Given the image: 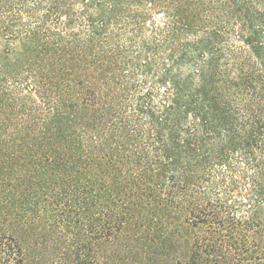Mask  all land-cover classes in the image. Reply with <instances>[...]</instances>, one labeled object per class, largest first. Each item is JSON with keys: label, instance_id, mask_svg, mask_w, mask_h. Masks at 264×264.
Wrapping results in <instances>:
<instances>
[{"label": "trees", "instance_id": "16d2710c", "mask_svg": "<svg viewBox=\"0 0 264 264\" xmlns=\"http://www.w3.org/2000/svg\"><path fill=\"white\" fill-rule=\"evenodd\" d=\"M0 264H264V0H0Z\"/></svg>", "mask_w": 264, "mask_h": 264}]
</instances>
